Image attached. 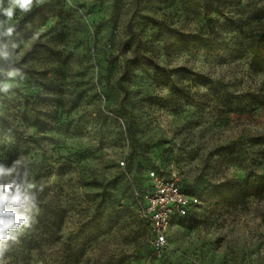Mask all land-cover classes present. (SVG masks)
I'll list each match as a JSON object with an SVG mask.
<instances>
[{
	"label": "rangeland",
	"instance_id": "obj_1",
	"mask_svg": "<svg viewBox=\"0 0 264 264\" xmlns=\"http://www.w3.org/2000/svg\"><path fill=\"white\" fill-rule=\"evenodd\" d=\"M4 27L0 163L18 162L38 208L6 264H264V190L245 195L264 185V71L247 48L264 0H33ZM153 166L201 203L148 261L134 188Z\"/></svg>",
	"mask_w": 264,
	"mask_h": 264
},
{
	"label": "clouds",
	"instance_id": "obj_2",
	"mask_svg": "<svg viewBox=\"0 0 264 264\" xmlns=\"http://www.w3.org/2000/svg\"><path fill=\"white\" fill-rule=\"evenodd\" d=\"M32 6L33 0H7L6 7L5 0H0V17H4L3 20H0V38L10 37L13 34L14 28H5L4 25L14 16L15 10L19 9L27 14L31 12ZM5 48V45H0V59H8L9 57V54L4 50ZM18 74L19 70L17 69L9 72L8 77L10 80H14ZM8 87L9 83H0V90L7 91ZM15 163L18 162H14L11 166L0 163V264H6L3 254L8 250V244L5 242H18V237L24 235L25 230L34 223V217L23 213L31 212L33 209L38 212L35 193L30 192V189L34 188L35 185L28 184L27 188L21 191V184L17 183L19 172L13 176L16 171ZM24 175L26 176L27 173Z\"/></svg>",
	"mask_w": 264,
	"mask_h": 264
},
{
	"label": "built area",
	"instance_id": "obj_3",
	"mask_svg": "<svg viewBox=\"0 0 264 264\" xmlns=\"http://www.w3.org/2000/svg\"><path fill=\"white\" fill-rule=\"evenodd\" d=\"M121 165H125L121 160ZM141 216L149 225L148 261L160 258L169 246V229L195 209L201 199L188 193L174 176L149 170L148 182L134 188Z\"/></svg>",
	"mask_w": 264,
	"mask_h": 264
},
{
	"label": "trees",
	"instance_id": "obj_4",
	"mask_svg": "<svg viewBox=\"0 0 264 264\" xmlns=\"http://www.w3.org/2000/svg\"><path fill=\"white\" fill-rule=\"evenodd\" d=\"M133 35L136 38V42H135V45H134V48H133L134 54H135V56H141L142 55V52H141V49H140V40H139V38L135 34H133ZM247 48H248V51H249L250 55L254 59L255 66H257L260 70L264 71V28L261 29V30H258L257 32H255V34L249 38V42H248ZM144 58H145V61H146L145 63H149V62L152 63V60L149 57L145 56ZM152 169L153 170H156V171H158L160 173H164L165 174L164 170L161 167L153 166L152 168H150V170H152ZM184 189L188 193L196 194V193H193V192L187 190L186 188H184ZM263 190H264V185L263 184L262 185H258V184H247V186L245 188V195L246 196L254 195V194H257L259 192H262ZM193 210L194 209H192L189 212L188 215H190V213ZM21 212H23V210H21ZM30 213L31 212H26V213H23V214L30 215ZM181 219H183V218H181ZM150 235L151 234H150V228H149V233H148L147 239H146V246H147L148 250H149V247H148L147 241H148V238L150 237Z\"/></svg>",
	"mask_w": 264,
	"mask_h": 264
}]
</instances>
